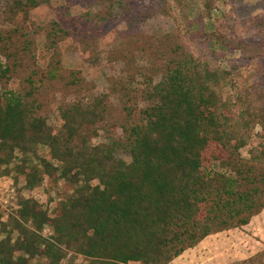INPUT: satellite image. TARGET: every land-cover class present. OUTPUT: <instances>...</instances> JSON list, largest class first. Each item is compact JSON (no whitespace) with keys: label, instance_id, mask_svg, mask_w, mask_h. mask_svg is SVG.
<instances>
[{"label":"trees","instance_id":"obj_1","mask_svg":"<svg viewBox=\"0 0 264 264\" xmlns=\"http://www.w3.org/2000/svg\"><path fill=\"white\" fill-rule=\"evenodd\" d=\"M51 1L3 4L13 27L0 30V80H10L18 69L26 75L22 89H9L8 83L0 89V166H7L6 174L14 172L20 205L0 215L10 216L9 222L0 218V264H64L69 251L86 264H169L208 236L241 228L260 214L264 142L250 149L249 158L242 149L258 126L264 138V90L224 97L222 91L233 87L234 68L218 61L211 33H204L208 39L198 53L179 29L159 39L170 56L149 90L152 102L139 119L117 123L110 94L89 93L86 99L79 74H61L60 43L83 39L93 25V18L73 16L72 6L82 0L55 8L56 19L46 25L23 24L30 11ZM214 2L203 0L199 23L213 17ZM189 7V0H153L146 10L178 13V21L191 29ZM261 29L262 42L236 41L234 48L264 56V21ZM38 34L46 37L49 60L38 52ZM57 91L66 94L58 131L44 114ZM88 127L113 137L92 144ZM46 177L70 181L73 193L56 206L54 200L44 204L23 195ZM253 261L264 264V252L238 264Z\"/></svg>","mask_w":264,"mask_h":264},{"label":"rangeland","instance_id":"obj_2","mask_svg":"<svg viewBox=\"0 0 264 264\" xmlns=\"http://www.w3.org/2000/svg\"><path fill=\"white\" fill-rule=\"evenodd\" d=\"M66 2L67 0H52L51 5L43 4L30 11L27 21L22 22L26 25H46L56 19L54 9ZM4 3L5 0H0V30L13 27L4 18ZM152 3L153 0H113L112 3L109 0H82L72 6L73 16H83L84 19L90 17L95 22H91L93 25H89L83 39L71 37L60 43L63 58L61 74L78 73L83 80L82 90L86 99L90 97L89 93L96 96L110 94L114 104L112 122L139 119L141 110L151 104L149 90L161 80L162 70L170 56L167 46L161 40L177 29L187 46L195 53L200 52L204 41L208 39L204 33H211L210 38L215 39L214 46L219 50L218 61L227 69L234 68V73L230 76L233 87L222 91L224 97L236 98L238 90H264V56L233 46L236 41L241 40L252 45L262 42L264 0H215L213 17L206 18L202 24L197 18L203 0H189L190 7L186 15L191 19L190 23L194 22L191 29L185 28L178 21L181 18L178 13L146 10ZM112 5L113 15L110 14ZM182 15L186 17L185 13ZM214 33L221 35L223 40L220 39L221 36H212ZM45 43V35L38 34V52L49 60L51 52L47 50ZM11 74L10 80H0V89L7 83L9 89H22L25 72L18 69ZM54 95L51 104L44 109V114L58 131L63 123L59 106L66 94L62 95L57 91ZM67 99L73 100L74 95L67 96ZM261 130L258 126L253 131L251 144L242 149L244 158L250 157L253 146L264 142V138L259 135ZM120 131L118 128L117 132ZM85 132L89 133L92 144L109 142L113 137L105 129L88 127ZM44 151L45 149H40V152ZM18 157H21V153ZM119 157L131 161L129 155L119 153ZM6 167L0 166V176H7L16 184L14 172H3ZM8 167L11 168L12 164ZM23 182L22 179L21 186ZM16 187L18 189L17 184ZM74 187L73 183L65 179L46 177L33 190H24L22 193L25 197H32L44 204L54 200L53 205L56 206L73 193ZM9 221L10 216L6 217L5 222ZM50 233L51 230L47 227L45 235ZM260 252H264V210L241 228L208 236L169 264H238ZM70 259L75 260L76 264H86L83 256L72 251L68 252L63 263L68 264ZM251 264L258 263L253 261Z\"/></svg>","mask_w":264,"mask_h":264},{"label":"built area","instance_id":"obj_3","mask_svg":"<svg viewBox=\"0 0 264 264\" xmlns=\"http://www.w3.org/2000/svg\"><path fill=\"white\" fill-rule=\"evenodd\" d=\"M19 207V195L15 182L7 176H0V215L4 210L13 211ZM6 217L0 218L5 221Z\"/></svg>","mask_w":264,"mask_h":264},{"label":"crops","instance_id":"obj_4","mask_svg":"<svg viewBox=\"0 0 264 264\" xmlns=\"http://www.w3.org/2000/svg\"><path fill=\"white\" fill-rule=\"evenodd\" d=\"M262 212H263V211H262ZM262 212H261V213H262Z\"/></svg>","mask_w":264,"mask_h":264}]
</instances>
